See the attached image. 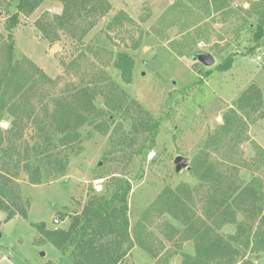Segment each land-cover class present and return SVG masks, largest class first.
Returning a JSON list of instances; mask_svg holds the SVG:
<instances>
[{
    "label": "trees",
    "instance_id": "obj_1",
    "mask_svg": "<svg viewBox=\"0 0 264 264\" xmlns=\"http://www.w3.org/2000/svg\"><path fill=\"white\" fill-rule=\"evenodd\" d=\"M13 1L18 2V12L8 20L6 31L16 27L19 14H33L45 0ZM59 1L63 4V13L53 17L45 14L36 24L51 43L59 41V32H63L77 45L83 46L85 38L99 20L112 10L107 0ZM235 1H178L163 13L157 25L165 30L181 27L183 38L180 44L178 41L172 43L173 50L179 57L191 59L198 55L194 51L198 42L208 41L210 36L208 25L198 26L202 19L196 18L197 13L191 7L196 4L208 12L212 9L215 13L225 12L227 17H238L244 27H251L249 19L258 16L255 41L260 42L264 37V0L253 3L242 16H238L239 13L232 7ZM124 20L132 21L123 12L114 17L108 30L123 26ZM139 46L140 43H137L133 48L138 49ZM83 58L82 53L68 65V70L75 68L82 81L67 83L56 93L54 90L60 85V80H52L26 56L16 59L13 36L5 39L0 33V124L11 122L6 130L0 127V211L7 214L6 223L17 216L28 218V210L20 198L16 182L20 173L28 174L32 185L42 182L43 171L54 177L64 175L69 167V158L68 161L63 158L60 149H68V156L71 154L69 150L73 153L79 149L81 130L86 126L107 135L110 122L120 114L121 121L116 123L109 138L113 143L114 156L120 154L126 164L134 154L142 151V145L138 151L135 150L140 141L148 142L144 150L150 151L154 147L159 122L150 118L135 100H130L124 89L112 81L104 69L92 66L90 73L81 75L79 63ZM233 63L234 58H228L218 70L226 72ZM112 66L119 72L122 82L133 83L136 62L132 56L118 53ZM100 98L105 109L97 106ZM38 106H41L39 111ZM263 108V91L257 84H251L234 106L224 113L223 124L208 136L195 155L192 174L200 181L199 186L192 189L183 184L175 190L164 189L144 212L133 234L130 231L128 203L132 187L128 180L114 176L112 195L96 193L79 215H60L62 220L70 218L68 229H49L44 222L32 226L43 241L60 253L71 250L73 264H121L135 246L160 261L165 247L148 230V226L156 222L165 240L173 241L179 237L181 242L194 243V255L183 253L182 264H253L247 259V251L264 253V231L252 235L253 225L263 213V208L259 206L264 201L261 184L257 188L254 181L247 186L238 183L231 178L232 173L237 176L238 168L228 170L225 165L228 160L234 161L238 145L248 139L249 126L263 115ZM29 123L36 131L34 135L29 134L28 141L25 131ZM125 124L130 126L129 131L125 129ZM31 141L34 144L31 145ZM258 154L264 159V150L260 148ZM217 155L221 156V161L216 159ZM198 204L202 206L204 217L197 213ZM238 214H244L246 221L237 223ZM165 216L179 222L185 230L182 232L165 221ZM160 220L162 223H159ZM228 224H237V231L225 237L220 231Z\"/></svg>",
    "mask_w": 264,
    "mask_h": 264
},
{
    "label": "rangeland",
    "instance_id": "obj_2",
    "mask_svg": "<svg viewBox=\"0 0 264 264\" xmlns=\"http://www.w3.org/2000/svg\"><path fill=\"white\" fill-rule=\"evenodd\" d=\"M107 1L112 5L111 12L99 20L82 46L63 32H59V41L51 43L37 28V21L45 14L53 17L63 13L64 7L59 0H45L29 16L19 14V23L11 31H6L5 26L12 15L17 14L18 2L0 0V33L5 39L9 35L13 36L15 58L26 56L52 80L59 79L60 85L54 90L56 93L67 83L82 81L75 68L69 71L68 65L83 53L85 58L79 63L81 75L90 73L92 66L104 69L109 78L124 89L130 100H135L150 118L159 122L153 149L144 150L148 142L140 141L135 150L138 151L142 145V151L134 154L127 164L121 160L120 154L114 156L113 143L109 138L116 123L121 121V115L118 114L110 122L111 128L107 135L86 126L81 130L80 150L75 148L73 153L69 150L71 154L68 156V149H60L61 156L66 157L67 161L69 158V167L64 175L54 177L43 171L42 182L32 185L28 174L21 172L16 182L20 198L28 210V218L17 216L6 223L7 214L0 211V264H73L71 250L60 253L41 239L32 224L44 222L49 229H68L70 218L62 220L60 215H79L96 193L112 195L115 188L113 176L122 177L131 184L128 203L130 231L133 234L144 212L164 189L175 190L183 184L192 189L199 186L200 181L192 174V161L208 136L223 124L224 113L234 106L239 96L251 84H257L264 96V60L256 61L257 56L264 53V37L260 42L255 41L260 19L258 16L249 19L251 27H244L238 17H227L225 12L215 13L212 9L208 12L199 4L192 5L197 13L196 18L202 19L198 26L208 25L210 29L209 40H201L194 47L198 54L215 57L216 64L206 67L195 59L179 57L174 52L172 43L178 41L180 44L183 38L181 27L165 30L157 25L171 5L188 0ZM259 1L236 0L232 7L239 13L238 16H242L245 10ZM123 12L132 21L124 20L123 26L108 30L114 17ZM137 43L140 46L134 49ZM54 45H59L60 49L51 53ZM118 53H127L136 62L132 84L122 82L119 72L112 66ZM231 57L234 58L232 68L220 72L218 67ZM107 63L108 67H105ZM101 102L100 98L97 106L104 108ZM40 109L41 106H38V111ZM262 113L249 126L248 139L238 145L234 161L228 160L225 166L228 170L238 168L237 176L231 175L238 183L247 186L254 181L257 188L261 184L260 190L264 195V159L259 158L258 154L260 148L264 150V108ZM2 124L1 129L6 130L11 122L7 128ZM125 129L129 131L130 126L125 124ZM35 131L29 123L25 131L26 140L29 141ZM179 156L184 157L189 164V168H182L180 172L175 163ZM216 157L221 161L220 155ZM261 204L259 206L263 208V213L253 225L252 235L264 231V201ZM197 210L203 216L201 205H197ZM55 218L60 220L57 226L53 224ZM246 219L244 214L237 215V223ZM164 220L182 232L185 230L183 225L169 216H165ZM148 230L165 247L159 258L161 260L153 259L135 246L121 264H182L183 253L194 255L192 241L181 242L179 237L173 241L165 240L158 222L148 226ZM236 231L237 224H228L220 234L228 237ZM246 256L253 264H264V253L253 254L249 249Z\"/></svg>",
    "mask_w": 264,
    "mask_h": 264
},
{
    "label": "water",
    "instance_id": "obj_3",
    "mask_svg": "<svg viewBox=\"0 0 264 264\" xmlns=\"http://www.w3.org/2000/svg\"><path fill=\"white\" fill-rule=\"evenodd\" d=\"M59 49H60L59 45H54V47L51 49V53H56ZM194 59L206 67H212L216 64V59L211 54L201 53V54H198ZM175 163H176V169L178 172H180L182 168H189L188 161H186L184 157H181V156L177 157L175 160ZM94 164H95V161H94Z\"/></svg>",
    "mask_w": 264,
    "mask_h": 264
},
{
    "label": "built area",
    "instance_id": "obj_4",
    "mask_svg": "<svg viewBox=\"0 0 264 264\" xmlns=\"http://www.w3.org/2000/svg\"><path fill=\"white\" fill-rule=\"evenodd\" d=\"M263 60H264V53H262L261 55L257 56V58H256L257 62H260V61H263ZM59 222H60V220L57 219V218H55L53 220V224L56 225V226L59 225Z\"/></svg>",
    "mask_w": 264,
    "mask_h": 264
},
{
    "label": "clouds",
    "instance_id": "obj_5",
    "mask_svg": "<svg viewBox=\"0 0 264 264\" xmlns=\"http://www.w3.org/2000/svg\"><path fill=\"white\" fill-rule=\"evenodd\" d=\"M2 126L7 128L9 126V122H3Z\"/></svg>",
    "mask_w": 264,
    "mask_h": 264
}]
</instances>
